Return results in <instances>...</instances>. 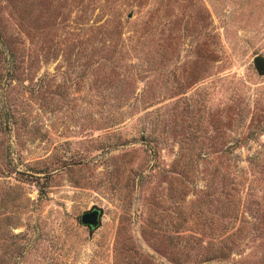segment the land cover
<instances>
[{
  "label": "rangeland",
  "instance_id": "rangeland-1",
  "mask_svg": "<svg viewBox=\"0 0 264 264\" xmlns=\"http://www.w3.org/2000/svg\"><path fill=\"white\" fill-rule=\"evenodd\" d=\"M255 56L264 0H0V264H264Z\"/></svg>",
  "mask_w": 264,
  "mask_h": 264
},
{
  "label": "water",
  "instance_id": "water-1",
  "mask_svg": "<svg viewBox=\"0 0 264 264\" xmlns=\"http://www.w3.org/2000/svg\"><path fill=\"white\" fill-rule=\"evenodd\" d=\"M253 66L259 74H264V57L255 56L252 60ZM101 211L97 208L84 212L80 217L81 225L88 228L90 232L95 231L100 225Z\"/></svg>",
  "mask_w": 264,
  "mask_h": 264
},
{
  "label": "trees",
  "instance_id": "trees-1",
  "mask_svg": "<svg viewBox=\"0 0 264 264\" xmlns=\"http://www.w3.org/2000/svg\"><path fill=\"white\" fill-rule=\"evenodd\" d=\"M257 159L256 158H253V159H250V163H254ZM257 164V163H256Z\"/></svg>",
  "mask_w": 264,
  "mask_h": 264
}]
</instances>
